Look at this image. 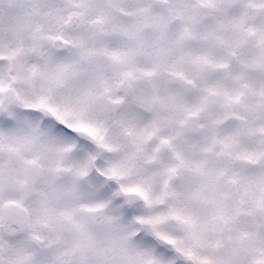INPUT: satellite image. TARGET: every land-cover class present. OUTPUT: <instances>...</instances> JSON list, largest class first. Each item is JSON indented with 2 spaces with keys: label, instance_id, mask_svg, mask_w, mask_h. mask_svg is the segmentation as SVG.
I'll list each match as a JSON object with an SVG mask.
<instances>
[{
  "label": "snow or ice",
  "instance_id": "snow-or-ice-1",
  "mask_svg": "<svg viewBox=\"0 0 264 264\" xmlns=\"http://www.w3.org/2000/svg\"><path fill=\"white\" fill-rule=\"evenodd\" d=\"M0 264H264V0H0Z\"/></svg>",
  "mask_w": 264,
  "mask_h": 264
}]
</instances>
